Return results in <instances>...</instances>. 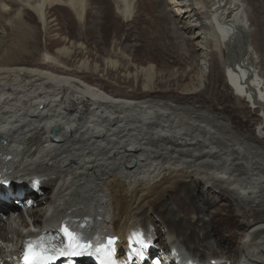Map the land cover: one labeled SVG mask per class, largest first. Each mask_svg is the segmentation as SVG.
<instances>
[{"label": "bare ground", "instance_id": "1", "mask_svg": "<svg viewBox=\"0 0 264 264\" xmlns=\"http://www.w3.org/2000/svg\"><path fill=\"white\" fill-rule=\"evenodd\" d=\"M116 18L129 23L124 39ZM137 23L151 30L138 65L123 49ZM247 29L242 0H0V178L12 180L0 214H16L0 215V264H24L39 235L60 242L62 224L94 245L116 237V264H264V82ZM42 39L57 47L39 52ZM78 56L75 68L63 61ZM156 60L186 67L159 74ZM222 68L259 113L257 144L230 126L255 121L218 99ZM215 200L248 229L231 236L206 219ZM159 209L165 237L148 215ZM133 232L150 241L143 259Z\"/></svg>", "mask_w": 264, "mask_h": 264}, {"label": "rangeland", "instance_id": "2", "mask_svg": "<svg viewBox=\"0 0 264 264\" xmlns=\"http://www.w3.org/2000/svg\"><path fill=\"white\" fill-rule=\"evenodd\" d=\"M242 1L244 3L246 15H247L248 39L250 40V43L252 45L254 59L256 61H258L257 70L259 71V75H260L262 81L264 82V0H242ZM135 2H136V0H135ZM168 18H171V15H169ZM115 22L122 29V31L119 33V35H120L121 38L124 39L125 38L124 37V32L125 31L123 32V30H126V29L129 28V23L122 22V20L120 18H116ZM220 23H222V21H220ZM138 24H140V25H138ZM142 24L141 23H137V25L131 27V39L128 42H124L123 47L124 46L125 47L124 48L122 47L123 49L126 50L125 54H126V56H128V58L134 57L133 61L131 60V62L133 64H137V65L140 64V63H146L149 60L144 55L143 50H139L137 48V46L142 44L143 41L147 42L149 40L148 38H150V36H149V34L151 32L150 28L146 27V25L144 23H142ZM218 27H219L218 29H219V32H220L222 25L220 24ZM122 35H123V37H122ZM135 35H138V39L137 40H134L135 39L134 37H136ZM184 35L188 36L187 34H184ZM220 36H222V34H220ZM144 38H145V40H144ZM221 39H222V37H221ZM195 42H197V41H195ZM37 47H38V51L39 52L47 51V52L51 53L52 51H54L55 47H57V46L54 45V44L50 45L49 42H46V41H44L42 39V40L38 41ZM135 49H137V50H135ZM221 59H222V56H221ZM82 60H83V58L81 56H78L76 59H71V60L68 59V60H63V61L66 63V65L69 68H75V64H77L78 61H82ZM222 60H223V63H224V61H225L224 57H223ZM162 62L163 61H161V60H156V63H154V65L156 66L157 71H158L159 74L160 73L164 74L165 72H172V71L180 72L181 70L185 69L184 67H186V63L182 64V65H172V64L171 65H163ZM210 71H211V68H208V71L206 70V72H207L206 73V75H207L206 84L209 83ZM213 71H216V70H213ZM215 77H216V79H215V83L214 84L223 93V97L220 95L218 97V99L220 101H224L229 106H233L234 104L237 103V101H238V104H242L243 106L246 104L247 107L245 109H241V111H244V113L241 112V111L240 112L237 111L238 113H236V116H237V114H240V113H241L240 116L242 114L243 115L245 114L246 116H248L249 118H251L252 120L255 121L253 126H250L248 124H244V123L240 122L235 117L234 120H233L234 122L230 123V126L233 129L235 128L234 131L239 133V134H241V133L243 134L244 133L246 135H250L252 137V138L250 137L251 142H253V143L255 142V144H257V142H259L260 139H261L259 134H260V132L263 129V126L259 125L260 124L259 123L260 122L259 113L255 109H251L250 106H249L250 104L247 103L246 101H245V103L243 101L242 102L240 101V103H239V100L235 99V97L233 96L234 94L232 93L231 89L226 84V81H224L225 77H224L223 68L220 71L216 72ZM106 79H104V82L111 84V81L108 80V79L106 80ZM159 80L162 81L163 79L162 80L159 79ZM263 88H264V86H263ZM202 100L204 101V98L200 97V101H202ZM219 107H221L220 104H219ZM251 110H255L256 111L255 114L254 113L250 114ZM258 145H261V144H258ZM13 177H17V176H13ZM18 178H20V177H18ZM201 189H202L201 185L195 187L192 190V193H194L193 195L197 196L198 194H201V193L203 194ZM170 195L172 196L173 192H171ZM204 196H205V194H204ZM165 201L167 202L168 199H164V202ZM215 202H216V204L213 207H211L209 211H206L204 213V216H205L206 219H208L211 216L212 220H215L220 225V227L224 229V231L226 230L229 233L231 232L230 235L231 234L233 235V233H235V232H237V233L240 232L242 234L246 229H248V227L239 228L237 226L239 219L235 216V210L233 209V207L227 206V205H220L221 203H223V204L228 203L229 204L230 202H225V201H220V200L219 201L215 200ZM16 204H18V206H20L21 208L23 207V205L20 202L16 203ZM185 209H182V211H184ZM217 210H219V212H218V214H215V212H217ZM156 211L157 212L148 214L149 217H150L151 225H156V224L158 225L159 224L160 227L159 226L157 227L158 230H159L158 233H159V235H161V237H165L164 235L166 234V227H161V226H166V223L165 224L161 223V221L163 220V217H161L162 213H160V209H159V211L158 210H156ZM186 212H187L189 217H191L193 215V214H191L192 211L190 209H187ZM202 215H203V213H202ZM232 216H233V218H232ZM145 222H148V221H145ZM139 224H141L140 220H139ZM33 227L38 229L35 225H33ZM228 234H227V232H225L224 236L226 238H229ZM231 241H232L231 249H233V248L235 249L236 245H238V243L240 242L239 239H236V240L234 239V241L233 240H231ZM158 244H159V241L155 240L154 241V248H155L156 252H157L156 249L160 248V245H158ZM228 250H230V248ZM162 254H164V251H158L157 252V257L161 256ZM228 262L229 261L227 260L226 263L228 264Z\"/></svg>", "mask_w": 264, "mask_h": 264}, {"label": "snow or ice", "instance_id": "3", "mask_svg": "<svg viewBox=\"0 0 264 264\" xmlns=\"http://www.w3.org/2000/svg\"><path fill=\"white\" fill-rule=\"evenodd\" d=\"M59 231L63 238L58 243L48 235H39L33 240H27L23 247L24 264H54L57 257L82 254L95 256L98 264H116L113 259L116 237H108L105 242L94 245L91 239L83 237L79 232L70 230L63 224ZM129 240L130 243L139 245V248H131L132 254L142 258V250L149 247L150 241H145L137 232H133Z\"/></svg>", "mask_w": 264, "mask_h": 264}, {"label": "water", "instance_id": "4", "mask_svg": "<svg viewBox=\"0 0 264 264\" xmlns=\"http://www.w3.org/2000/svg\"><path fill=\"white\" fill-rule=\"evenodd\" d=\"M52 132H54V133L57 132V128H54Z\"/></svg>", "mask_w": 264, "mask_h": 264}, {"label": "clouds", "instance_id": "5", "mask_svg": "<svg viewBox=\"0 0 264 264\" xmlns=\"http://www.w3.org/2000/svg\"><path fill=\"white\" fill-rule=\"evenodd\" d=\"M141 259H143V257Z\"/></svg>", "mask_w": 264, "mask_h": 264}]
</instances>
